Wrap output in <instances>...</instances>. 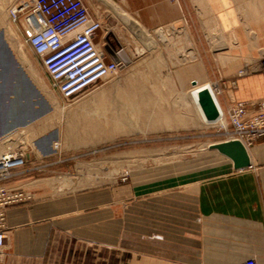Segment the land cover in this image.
Listing matches in <instances>:
<instances>
[{
    "label": "crops",
    "instance_id": "obj_1",
    "mask_svg": "<svg viewBox=\"0 0 264 264\" xmlns=\"http://www.w3.org/2000/svg\"><path fill=\"white\" fill-rule=\"evenodd\" d=\"M82 2L102 25L95 40L107 61L166 63L162 71L169 85L136 90L138 107L156 119L144 120L150 128L145 132L197 126L201 112L206 115V90L223 116L236 101L248 102L253 111L264 103V57L256 54L257 47L264 48V32H255L251 23L241 28L229 1ZM250 20L254 24L253 16ZM209 31H220L222 38H209ZM213 45L227 50L215 60L216 73L208 60L207 48ZM131 47L142 49L133 53ZM213 79L221 87L217 96L208 86ZM106 94L97 93L98 101L85 109L104 116L111 109L103 103ZM84 140L76 147L102 141ZM226 143L222 152L215 150L221 161L198 178H171L164 172L155 177L162 172L154 168L143 172L152 178L137 182L130 202L119 200V264H241L249 258L264 264V141L252 147L234 138ZM24 171L16 183L34 198L9 208L0 264H96L94 202L62 196L51 180L35 183L30 176L27 181V166ZM105 207L104 222L111 230V200Z\"/></svg>",
    "mask_w": 264,
    "mask_h": 264
},
{
    "label": "rangeland",
    "instance_id": "obj_2",
    "mask_svg": "<svg viewBox=\"0 0 264 264\" xmlns=\"http://www.w3.org/2000/svg\"><path fill=\"white\" fill-rule=\"evenodd\" d=\"M21 1L0 0V154L11 148L23 151L29 160L27 181L30 176L34 182L51 180L62 196L94 202L95 262L119 264V200L128 198L130 202L135 197L137 182L152 178L151 174L143 173L146 170L154 168L162 172L155 177H162L164 172L171 178L194 179L220 162L222 156L215 147L222 149L232 138L227 116L219 110L213 118L209 117L212 114L207 116L201 112L200 118L198 111L197 126L172 128L157 134L145 132L150 128L143 126L144 120L153 122L156 119L152 115L145 116L138 107L136 90L142 86H167L170 81L168 73L162 71L167 70L165 62L162 65L138 62L135 58L120 62L117 74L94 90L77 99L66 100L53 88L43 60L29 44L21 24L11 22L9 18L10 8ZM228 1L238 13L241 28L251 23L255 32H264V0ZM252 16L254 24L253 20L248 21ZM211 35L221 37V32L209 31V38ZM139 49L142 48H130L133 53ZM207 50L210 70L216 73L215 60L227 50L216 45L208 46ZM256 50L260 51L257 55L264 57L262 46ZM208 86L213 87L217 96L216 86L221 89L219 81L213 79ZM103 91L108 97L103 103H109L111 109L107 108L104 116H94L93 111L85 108L87 104L97 102L96 94ZM34 117L37 118L27 122L28 118ZM120 122L125 129L119 131ZM82 139L102 141L94 147H76ZM20 180L23 175L15 182ZM18 185L30 197L21 205L33 200L34 193L29 189L26 191L23 184ZM50 187L54 188V185ZM52 193L55 195L54 189ZM110 200L111 230L109 223L104 222V218L107 219L105 204Z\"/></svg>",
    "mask_w": 264,
    "mask_h": 264
},
{
    "label": "built area",
    "instance_id": "obj_3",
    "mask_svg": "<svg viewBox=\"0 0 264 264\" xmlns=\"http://www.w3.org/2000/svg\"><path fill=\"white\" fill-rule=\"evenodd\" d=\"M9 18L21 24L29 44L42 58L53 88L66 100L94 90L119 71L120 64L107 61L98 48L95 38L102 25L82 0H22L10 8ZM216 92L220 93L218 86ZM227 119L230 136L247 147L264 141V103L253 111L248 102L236 101ZM28 163L27 155L18 149L0 154V250L7 240L8 209L30 199L15 182ZM241 264L259 262L249 258Z\"/></svg>",
    "mask_w": 264,
    "mask_h": 264
},
{
    "label": "water",
    "instance_id": "obj_4",
    "mask_svg": "<svg viewBox=\"0 0 264 264\" xmlns=\"http://www.w3.org/2000/svg\"><path fill=\"white\" fill-rule=\"evenodd\" d=\"M203 95H206V97H207V104H206V105L203 104L204 109H205L204 111L206 112L207 116L210 115V114H212V116H211V115L209 116L210 118H213V117L217 116L219 112H218V110H217V108H216L215 102H214V100H213V98H212V96H211V94H210V91H209V90L204 91ZM39 116H40V115H39ZM39 116H38V117H39ZM35 118H37V117H34V118H32V119L28 118L29 120H28L27 122H30V121L34 120ZM237 143H238V142H237ZM226 144H227V143H226ZM215 149H218V150H220L221 152L223 151V150L221 149V146H216ZM240 159H241V158H240ZM240 159H239V160H240ZM237 160H238V159H237ZM240 167H242V166H240Z\"/></svg>",
    "mask_w": 264,
    "mask_h": 264
},
{
    "label": "bare ground",
    "instance_id": "obj_5",
    "mask_svg": "<svg viewBox=\"0 0 264 264\" xmlns=\"http://www.w3.org/2000/svg\"><path fill=\"white\" fill-rule=\"evenodd\" d=\"M123 128L125 129V125L121 124V122L118 124V130H123Z\"/></svg>",
    "mask_w": 264,
    "mask_h": 264
}]
</instances>
